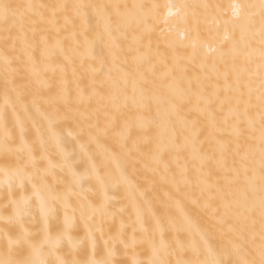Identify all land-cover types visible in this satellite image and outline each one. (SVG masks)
Listing matches in <instances>:
<instances>
[{
    "label": "snow or ice",
    "instance_id": "1",
    "mask_svg": "<svg viewBox=\"0 0 264 264\" xmlns=\"http://www.w3.org/2000/svg\"><path fill=\"white\" fill-rule=\"evenodd\" d=\"M160 7L0 0V264H264V0Z\"/></svg>",
    "mask_w": 264,
    "mask_h": 264
},
{
    "label": "bare ground",
    "instance_id": "2",
    "mask_svg": "<svg viewBox=\"0 0 264 264\" xmlns=\"http://www.w3.org/2000/svg\"><path fill=\"white\" fill-rule=\"evenodd\" d=\"M10 2L14 3H23V2H32L36 4H53V3H95V2H110V0H10ZM121 2H128V3H134V2H144L148 4H159L161 7L158 9V13L160 16L161 21L165 17L169 18V25L171 26L175 24V22L178 20V15L176 14L177 10L175 8L169 9L167 5L169 4H198V3H211L214 5H220V8L213 9V14L216 15L218 18L224 20V19H230L232 17V8L231 5L233 4H250V3H257L258 0H121ZM172 13L171 16H169V13ZM243 14V13H242ZM159 28H165L167 27L163 23H161ZM183 28L184 26L182 24H176L173 32L169 36V39L176 42L177 45H184L185 48L182 49V53L186 56H192L194 49L190 47L195 40H196V34L190 33L186 37L183 35ZM228 30L231 31V27H228ZM159 35V33H157ZM224 35V27L222 26L219 32L217 33L215 27L213 26L211 33L209 31V28L205 25H201L200 28V41H206L208 45L211 47H216L217 42L223 38ZM215 37V38H213ZM256 47L258 48L259 45L257 44ZM196 53V63L199 64V61L203 57H207L209 61V67L208 71H211V62L212 60L217 56L216 52H209L208 49L203 45L199 44L197 48L195 49ZM49 76H51V73H48ZM3 100V90L0 89V103H2ZM134 179L139 180L138 176H133ZM162 194V193H161ZM124 199V193L122 190L118 191L116 193V203L119 205L121 202H123ZM195 219H199V217H194Z\"/></svg>",
    "mask_w": 264,
    "mask_h": 264
}]
</instances>
